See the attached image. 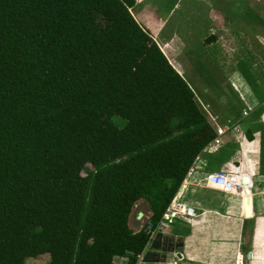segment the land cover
I'll list each match as a JSON object with an SVG mask.
<instances>
[{
    "label": "trees",
    "instance_id": "16d2710c",
    "mask_svg": "<svg viewBox=\"0 0 264 264\" xmlns=\"http://www.w3.org/2000/svg\"><path fill=\"white\" fill-rule=\"evenodd\" d=\"M130 4L0 0V264L43 252L47 264H135L195 159L217 168L233 153L203 150L210 115L237 116L238 95L217 105L179 74ZM252 64L233 67L261 100ZM139 199L151 214L133 231Z\"/></svg>",
    "mask_w": 264,
    "mask_h": 264
},
{
    "label": "crops",
    "instance_id": "0c3cea01",
    "mask_svg": "<svg viewBox=\"0 0 264 264\" xmlns=\"http://www.w3.org/2000/svg\"><path fill=\"white\" fill-rule=\"evenodd\" d=\"M129 1L135 20L179 74H184L180 58L191 51L190 43L197 41L193 57L213 54L224 58L219 65L227 71L223 73L226 85L223 80L220 85L216 81L201 90H211L217 105L234 102L228 97L231 91L239 97V114L222 120L226 130L220 147L233 145L230 158L217 168L206 167L202 155L196 158L172 200L176 211L170 220L158 222L153 228L135 264H264V99L254 95L233 67L236 57L247 55L253 63L251 71L261 73L264 81V34L237 27L250 12V21L264 25V16L259 12L264 4L260 0ZM224 36L227 41H234L237 48L227 51ZM199 101L208 109V102ZM211 118L217 122L215 115H210L212 121ZM219 148L207 146L203 151L217 154ZM220 169L239 177L248 175L249 193L207 186L206 173ZM246 197L250 200V215L246 213ZM134 206L128 225L137 231L148 222L151 212L143 209L132 217ZM112 264L128 263L115 256Z\"/></svg>",
    "mask_w": 264,
    "mask_h": 264
},
{
    "label": "rangeland",
    "instance_id": "374dc122",
    "mask_svg": "<svg viewBox=\"0 0 264 264\" xmlns=\"http://www.w3.org/2000/svg\"><path fill=\"white\" fill-rule=\"evenodd\" d=\"M246 3H251V0H243ZM262 2V4H264L263 0H260ZM258 0V2H260ZM256 2V1H254ZM261 14L264 16V7H261ZM251 13V12H250ZM250 13L247 16H244L241 25H237V27H241V29H250L253 30L255 32H262V34H264V25L261 23H254V21H250V18H252L250 16ZM253 35V33L251 34V36ZM243 36V35H242ZM220 37V36H218ZM231 37V36H229ZM244 37V36H243ZM227 38V36H226ZM225 36H224V43H225V49L228 50H233L234 48H237V45L234 41L231 40H226ZM220 39V38H219ZM228 39V38H227ZM192 47H190L191 51H186L184 52V56L180 58V60L184 63V76L190 79L195 80V82L198 84V87H200V89L204 88L205 86H209L213 85L214 81H222L224 79L223 77V73L227 72L226 69L222 68L219 65L220 61H224V58H215L213 54H204L203 56H195V46L198 45V42H193L190 43ZM200 55L203 54L202 52H198ZM194 54V55H193ZM186 55H189L188 57H186ZM193 57V58H190ZM249 57V56H248ZM217 64H216V63ZM225 67V65H223ZM250 66V65H249ZM114 120L118 123V124H122L123 120L120 119L117 116L113 117ZM232 169V168H230ZM148 205L147 202L144 199H139V201L136 202V205L133 208L132 211V217L135 216V214L137 213V211L143 210V209H147ZM149 209V208H148ZM132 210V209H131ZM130 215V214H129ZM129 217V216H128ZM114 259V258H113ZM49 260V254L47 252H43L40 253L36 256H29L26 257L24 260V264H47Z\"/></svg>",
    "mask_w": 264,
    "mask_h": 264
},
{
    "label": "built area",
    "instance_id": "2783aa9c",
    "mask_svg": "<svg viewBox=\"0 0 264 264\" xmlns=\"http://www.w3.org/2000/svg\"><path fill=\"white\" fill-rule=\"evenodd\" d=\"M243 113L246 114L247 111H244ZM211 119V123L215 129V137L210 141V143H208L207 146L212 149H217L222 144L221 137L225 133L226 127L224 126L225 123L223 125H219L213 118ZM204 183L209 187H213L222 191L244 192V184L240 181L239 176L222 169L206 173L204 177ZM175 211L176 206L171 202L166 211L163 213L159 223H161L163 220H170L171 215L174 214Z\"/></svg>",
    "mask_w": 264,
    "mask_h": 264
},
{
    "label": "water",
    "instance_id": "95a60500",
    "mask_svg": "<svg viewBox=\"0 0 264 264\" xmlns=\"http://www.w3.org/2000/svg\"><path fill=\"white\" fill-rule=\"evenodd\" d=\"M240 181L244 184V193H249V188H248V185H247V182H248V175H241L239 177ZM250 200L248 197H246L245 199V204H246V213L247 215H250Z\"/></svg>",
    "mask_w": 264,
    "mask_h": 264
}]
</instances>
